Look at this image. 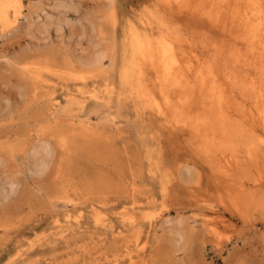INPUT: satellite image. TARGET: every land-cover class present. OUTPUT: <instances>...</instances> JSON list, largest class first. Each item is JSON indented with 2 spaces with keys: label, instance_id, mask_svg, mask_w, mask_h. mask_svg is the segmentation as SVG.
I'll list each match as a JSON object with an SVG mask.
<instances>
[{
  "label": "rangeland",
  "instance_id": "rangeland-1",
  "mask_svg": "<svg viewBox=\"0 0 264 264\" xmlns=\"http://www.w3.org/2000/svg\"><path fill=\"white\" fill-rule=\"evenodd\" d=\"M0 264H264V0H0Z\"/></svg>",
  "mask_w": 264,
  "mask_h": 264
},
{
  "label": "bare ground",
  "instance_id": "bare-ground-1",
  "mask_svg": "<svg viewBox=\"0 0 264 264\" xmlns=\"http://www.w3.org/2000/svg\"><path fill=\"white\" fill-rule=\"evenodd\" d=\"M15 2V1H14ZM13 3V2H12ZM12 5V4H11ZM16 5V4H15ZM62 6V5H61ZM19 16V15H18ZM1 19L4 22H8L9 21V15L8 12L5 10L2 14H1ZM5 24V23H3ZM102 54V53H101ZM103 57V56H102ZM92 62V61H91ZM45 142V141H44ZM43 142V143H44ZM46 144V143H45ZM44 144V145H45ZM50 150V148H49ZM49 150L47 149V147L42 146L41 148L39 147V149H37L36 151H34L33 153V157H32V163L34 165L33 168H42L45 166L46 162H47V156L49 154ZM38 170V169H37ZM10 184V183H9Z\"/></svg>",
  "mask_w": 264,
  "mask_h": 264
}]
</instances>
